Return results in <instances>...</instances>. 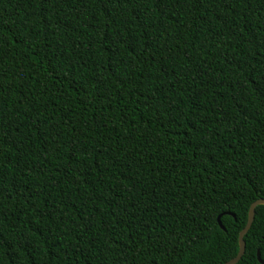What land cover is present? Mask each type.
Returning <instances> with one entry per match:
<instances>
[{"label":"trees","instance_id":"obj_1","mask_svg":"<svg viewBox=\"0 0 264 264\" xmlns=\"http://www.w3.org/2000/svg\"><path fill=\"white\" fill-rule=\"evenodd\" d=\"M261 198L264 0H0V264H224Z\"/></svg>","mask_w":264,"mask_h":264},{"label":"water","instance_id":"obj_2","mask_svg":"<svg viewBox=\"0 0 264 264\" xmlns=\"http://www.w3.org/2000/svg\"><path fill=\"white\" fill-rule=\"evenodd\" d=\"M258 205H264V198H261V199H258L256 200L255 202L252 203L251 207H250V211H249V218H248V222H247V225L244 227V229L241 231L240 233V237H239V240H240V250L237 254L236 257L232 258L231 260L227 261L226 263L224 264H237L243 257L245 251H246V240H245V235L247 234V232L250 230L254 220H255V213H256V207ZM231 214V213H229ZM222 215H219L218 217V222L220 224V226L225 229V226L223 225L222 223ZM258 259L261 263L264 264V260L262 259L261 257V252L260 250L258 251Z\"/></svg>","mask_w":264,"mask_h":264}]
</instances>
